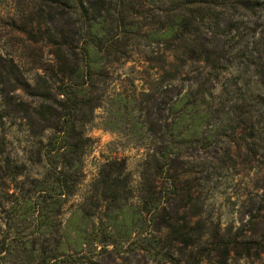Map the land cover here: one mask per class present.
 <instances>
[{"label":"trees","instance_id":"obj_1","mask_svg":"<svg viewBox=\"0 0 264 264\" xmlns=\"http://www.w3.org/2000/svg\"><path fill=\"white\" fill-rule=\"evenodd\" d=\"M13 1L25 20L20 27L26 39L49 45L52 54L50 62L29 56L30 68L41 67L42 71L33 78L35 85L24 76V62L11 58L0 71L10 83L6 94L9 112L21 111L27 131L34 137L36 150H31L28 160L42 168L38 176L23 174L25 164L6 152L5 136L0 134L1 177L5 174L18 181L25 175L21 187L27 181L29 188L27 196L22 195L19 213L21 217L34 214L37 233L54 240L50 254L44 247L37 251L32 245L28 264H101L91 258L89 248L109 241L110 236H98L93 206L97 208L103 201L115 205L117 210L106 216L112 225L117 223L127 240L137 223L143 227L144 213L154 220L157 211L165 209L162 200L184 189L177 186L185 171L177 170L187 156L184 148H208L223 132L243 143L245 161L257 159L258 149L264 147V0ZM132 53L141 54L154 69L149 92H144L153 103L164 83L174 85L194 71L197 75L186 91L161 99L164 113L152 112L155 116L148 129L156 146L143 175V205L127 211V199L133 192L125 162L107 160L95 182L90 207L86 200L81 202L62 228L56 218L84 176L83 155L90 140L85 126L99 105V85L108 78L111 63ZM217 87L214 94L211 89ZM18 89L38 98L23 100L16 94ZM158 180L170 185L165 193ZM262 189L264 200V183ZM187 191L190 198L192 192ZM168 227L184 248L195 242L183 232L191 228L189 221L180 230L172 224ZM181 233L183 237L176 236ZM212 243L223 252L231 244L234 248L240 244L245 251L264 253V236L245 237L236 245V239L216 235ZM168 257L173 264H181Z\"/></svg>","mask_w":264,"mask_h":264},{"label":"rangeland","instance_id":"obj_2","mask_svg":"<svg viewBox=\"0 0 264 264\" xmlns=\"http://www.w3.org/2000/svg\"><path fill=\"white\" fill-rule=\"evenodd\" d=\"M19 7L13 0H3L0 4V71L1 65L11 58L20 64L24 62V76L31 85H35L33 78L37 72L42 71L41 67L30 68L32 64L29 65V61L32 59L29 56L34 55L50 62L52 54L49 45L32 43L26 39L20 27L25 20ZM140 55L132 53L127 59L111 63L108 78L99 85V105L85 126V134L90 140L83 155L84 176L75 194L66 200L61 214L56 218L62 228L73 212L79 209L81 202L86 200L90 207L95 182L107 160L125 162L130 178L129 186L133 192L127 199V211L143 205L141 197L146 183L143 175L148 167V158L156 146L148 122L155 116L154 110L164 113L161 99L166 101L168 96H175L180 90L186 91L197 72L188 73L174 85L164 83L153 103L144 96V92H149L155 76L154 69L149 68ZM6 79L0 76V134L5 136V150L12 158L25 164L23 174L38 176L36 174L42 168L28 160L31 150H36L34 137L26 129L23 113L9 112L10 108L8 110L6 94L10 83ZM211 90L216 94L219 87ZM16 94L26 101H36L38 98L20 89ZM139 122L144 125L140 126ZM221 133L208 148H184L187 156L183 157L177 169L179 172L185 170L177 184L184 189L178 195H168L167 201L162 200L161 207L165 209H159L154 220L144 213L143 227L137 223L127 240L119 233V228L115 226L117 223L112 225L106 216L117 210L116 206L108 205L107 201H103L97 208L93 206V220L98 236L103 237L109 233L110 240L90 245L91 258L101 264H173L169 254L181 264H195L196 260H200L198 264H264V253L257 255L255 249L245 251L239 244L245 237L261 239L264 236V210L258 211L264 205V156H260L264 147L258 149L260 153L257 151V159L248 163L244 160L243 143ZM238 142L240 144L237 146ZM187 161L191 163L187 164ZM200 163L206 164L203 166ZM191 166L194 172H191ZM149 170L152 171V167L149 166ZM1 176L0 170V264H28L26 260L32 245L37 251L44 247L46 253L50 254V248L54 247L52 237L37 233L34 214L21 217L19 213L22 195L27 196L25 190L29 188L27 181L24 188L21 187L25 175L18 181L9 180L5 174ZM142 180L144 182L140 183ZM166 184L158 180L161 193H165L170 186ZM188 189L192 192L190 198L187 195ZM186 220L190 222L191 228L182 230L187 231L185 235L191 236L195 242L184 248L183 243L175 239V235L171 236L172 230L168 224H172L176 230L183 227ZM216 235L236 239V245L239 246L234 248L231 244L225 252L223 249L215 250L212 239ZM176 236L183 237L184 233Z\"/></svg>","mask_w":264,"mask_h":264}]
</instances>
